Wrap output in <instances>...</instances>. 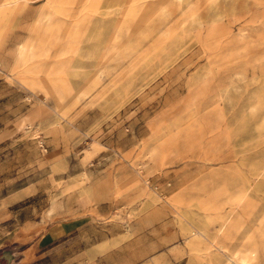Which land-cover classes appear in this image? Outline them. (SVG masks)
<instances>
[{"label": "rangeland", "instance_id": "1", "mask_svg": "<svg viewBox=\"0 0 264 264\" xmlns=\"http://www.w3.org/2000/svg\"><path fill=\"white\" fill-rule=\"evenodd\" d=\"M44 1L35 0L25 9L8 11V20L0 25V75L6 83L14 85L17 99L27 108L26 115L19 117L15 126L24 128L32 139L28 144L32 170L42 168V176H48L45 190L51 198L49 209L55 212L58 197L66 198L68 214L77 215V209L76 212L71 209L73 199L77 200L84 220H106L112 228L124 227L127 233L121 241H127L133 236L130 228L135 217L155 209L156 204L164 206L185 237L186 251L164 248L155 258L139 264H252L247 256L255 254L250 252L253 240L258 244L256 255L263 256L264 235L259 226L264 219V175L254 179L253 174L264 159V125L261 116L258 117L264 112V101L263 109L256 112L248 105L256 97L254 88L260 89L264 81V37L252 43L229 39L217 44L212 50L215 68L209 72L206 67L211 50L201 41L187 34L179 41L139 36V52L106 61V69L96 73L99 83L90 94L72 102L71 93L65 92V101L57 103L53 95L25 82L31 74L21 67L16 50L39 28L37 9ZM187 1L183 0V5ZM195 1L193 8L205 20L216 13L223 14L226 21L235 15L250 18L257 11L253 0ZM112 3L113 0H102L91 21L100 35L85 43V51L75 54V68L66 75L74 89L96 76L94 64L100 45L118 15L110 11L114 10ZM82 5L83 0H78L75 11L81 12ZM183 5L172 6L173 24L180 22ZM54 48L55 45L50 60L55 58ZM257 56L261 58L259 61L254 58ZM195 78L197 89L204 88L216 95L225 91V97L218 107L209 110L212 123L187 116L174 123V115L180 110L175 103L187 95L189 82ZM26 116L29 118L20 125L19 121ZM161 117L165 122L158 124ZM105 136L110 147L104 143ZM90 146L93 152L85 158ZM113 147L122 152L121 157L115 155L113 160L128 171L132 169L133 174L127 179H120L119 169L116 174L112 169L108 174L101 169V173L92 174V169L100 164L98 155ZM214 154H229L233 159L207 160ZM10 159L14 161L13 157ZM22 174L0 173V264H57L59 256L54 246L44 257H40V251L34 252L45 232L35 206L41 208L46 200L38 194L27 202L9 206L17 198L12 194L16 184L22 183L17 182ZM38 174H31L24 194L36 191V181L43 188ZM105 174L109 182L98 186L101 198L84 202L81 191L94 190L97 177ZM223 184L228 194L218 195L214 208L204 207L205 200L214 198L213 193ZM102 201H107V214L98 213L94 207L95 202ZM23 207L26 209L20 211ZM17 209L20 213L15 220L13 212ZM50 210L45 216L52 220ZM231 211L238 226L228 237L222 236V241L217 238L218 242L214 239L218 235L217 226L222 215ZM199 230L201 236L192 234ZM194 237L199 240L191 242ZM168 241V237L161 238V242ZM215 241L222 244L219 246ZM124 248L121 256H117L121 264H137L141 254L136 247L131 244Z\"/></svg>", "mask_w": 264, "mask_h": 264}, {"label": "bare ground", "instance_id": "2", "mask_svg": "<svg viewBox=\"0 0 264 264\" xmlns=\"http://www.w3.org/2000/svg\"><path fill=\"white\" fill-rule=\"evenodd\" d=\"M33 1L35 0H0V25L4 20H8L11 11L25 9ZM77 2L78 0H45L43 5L37 9L39 28L26 38L25 44L18 46L16 49L21 59V67L23 66L26 73L31 74L30 79L25 82L53 95L57 103L65 101V92L71 93L72 102H76L83 95L90 94L99 83L96 73L106 69V61L133 56L139 52V36L142 39L149 40L164 38L179 41L187 34L188 37L201 41L211 50L209 54L211 58L206 67L209 72L215 68L214 58L212 59L214 52L212 50L217 44L229 39H244L252 43L264 37V0H253L257 6V11L250 18L235 15L229 21L224 20L223 14L218 13L214 17L210 16L205 20L193 8L194 4L197 3L195 0H188L185 5H183V0H113L114 10L110 11L117 12L118 15L116 16L113 29L100 45L98 59L94 64L96 76L84 86L74 89L66 75L75 68V54L82 50L85 51L87 47L85 43L94 40L100 35L94 31L91 21L102 0H83L81 12L75 11ZM175 4L178 7L181 5L184 7L180 8L182 13L180 22L177 23L175 21L173 24L174 16L172 17V14L175 11L172 6ZM1 33L2 27H0V38L2 37ZM54 45L55 58L50 60L48 57L51 55ZM254 58L257 61L261 59L260 56ZM42 73L43 78H41ZM195 81L196 78L189 82L187 95L175 103L180 110L174 115V123H179L186 116L195 121L213 122L212 114H210L209 110L220 105L221 98L225 97V91L217 95L209 93L204 88L197 89L194 85ZM260 84V89L254 88L256 97L248 105L255 112L257 109H263L261 104L264 101V93H262L264 81ZM256 91L260 93L256 95ZM57 110H61V108L58 107ZM260 116L262 119L261 125H264V112L259 113L258 117ZM27 118L29 116L23 117L19 121L20 125ZM164 122L163 117H161L158 124H163ZM95 143L96 141L91 143V145L95 146ZM91 152V146L86 148L85 158L89 157ZM229 158L230 161L233 159L229 154H223V156L214 154L211 157H207V160L224 161ZM263 175L264 159L255 168L253 178L257 179ZM224 193L225 195L228 194L223 184V187L218 188L213 193L215 195L214 198L205 200L204 207L207 209L214 208L216 197ZM242 197L243 194L239 198L241 199ZM200 199L201 197L197 198V200ZM232 213L231 211L222 215L223 219L217 226L218 235L214 237L215 240L218 241L220 239L222 241V236L228 237L238 226L236 220L232 217ZM259 230L264 235V219L260 221ZM192 234L201 236L202 231L199 230L197 233L193 232ZM198 240L194 237L191 242ZM217 241L213 243L216 244ZM262 243L264 247V242L262 241ZM219 244L217 243V245ZM250 245L252 246L250 252H255V254L247 256V259L253 262L252 264H263L264 255L259 257L256 255L258 248L256 241L253 240ZM244 264H248V262Z\"/></svg>", "mask_w": 264, "mask_h": 264}, {"label": "crops", "instance_id": "3", "mask_svg": "<svg viewBox=\"0 0 264 264\" xmlns=\"http://www.w3.org/2000/svg\"><path fill=\"white\" fill-rule=\"evenodd\" d=\"M26 109L24 102L17 99V91L14 85L6 83L0 75V173H23L17 178L19 180H16L17 182L22 181V183L16 184L12 194L17 198L9 202V206H17L22 202H27L30 200V197L38 194L46 200L45 205L41 208L37 209L35 206L37 213L40 215L38 218L40 226L45 225V232L38 240V246L36 244L34 248L35 253L40 251V257H44L51 253L52 250L50 248L54 246V251L59 256V263L57 264H121V259L118 260L117 256L119 255L120 257L124 252L125 245L132 244L136 247L137 252L141 254L136 261L139 264L143 263L145 259L155 258L156 254L163 251L164 248H170L174 251H181V248H183L186 251L185 237L182 231L171 218L169 212H165L164 206H160L159 204H156L157 207L155 209H150L147 213H141L133 219L130 228L133 236L127 241H121L125 233H127L124 227L112 228L106 220L99 222L84 220L82 215L79 214L82 208L77 200L73 199L71 203V209L73 212H76L77 209V215L68 214L69 204L66 198L62 200L61 197L57 199L55 212H53L54 209L50 210L51 198L49 200V196L45 190L47 188L46 181L48 176L47 174H43L42 176V172H44L42 168L32 170V161L30 159L31 148L28 145L32 139L23 131L24 128L17 129L15 126L16 120L26 115ZM106 138L107 136L104 137V143L110 147L111 143L106 142ZM35 141L37 142V140ZM121 154L122 152L114 147L101 152L98 155L99 157L101 156L99 160L100 164H97L92 169V174L96 171L101 173L100 169L105 170L107 174L112 169V172L116 174L119 169L120 179H127L129 174H133L131 173L132 169L129 168L131 170L128 171L126 166L117 164V160H113L115 159V155L121 157ZM12 157L14 161L10 159ZM7 162L8 167L6 168ZM33 172L40 173L38 175L40 176V182L43 180V188L38 187V185H42L36 181V191L26 195L24 193ZM107 174L103 177H97L98 180L93 184L94 190H90L89 193L85 190L81 191L80 197L84 202L88 203L101 198L102 192L98 190V186L104 184L105 181L106 183L109 182ZM25 178H27V182L24 181ZM150 178L152 182L155 181L154 175ZM106 203L107 201L95 202L94 207L96 211L100 214H107ZM140 205L141 203L138 202L136 205L137 209H139ZM25 207L21 208L20 211ZM49 210L53 216L52 220L45 216ZM20 211L13 212L15 220H18ZM162 237H168L169 241L161 242ZM118 241L121 242L116 245Z\"/></svg>", "mask_w": 264, "mask_h": 264}]
</instances>
